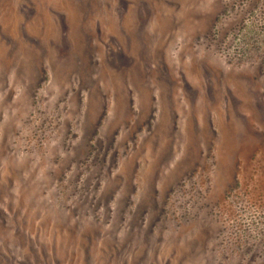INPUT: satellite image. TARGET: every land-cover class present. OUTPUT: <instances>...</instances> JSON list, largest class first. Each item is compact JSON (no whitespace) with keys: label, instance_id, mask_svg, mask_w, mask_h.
Here are the masks:
<instances>
[{"label":"rangeland","instance_id":"374dc122","mask_svg":"<svg viewBox=\"0 0 264 264\" xmlns=\"http://www.w3.org/2000/svg\"><path fill=\"white\" fill-rule=\"evenodd\" d=\"M0 264H264V0H0Z\"/></svg>","mask_w":264,"mask_h":264}]
</instances>
